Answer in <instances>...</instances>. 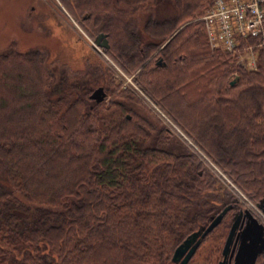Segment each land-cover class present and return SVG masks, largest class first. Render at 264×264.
I'll use <instances>...</instances> for the list:
<instances>
[{
  "label": "trees",
  "instance_id": "16d2710c",
  "mask_svg": "<svg viewBox=\"0 0 264 264\" xmlns=\"http://www.w3.org/2000/svg\"><path fill=\"white\" fill-rule=\"evenodd\" d=\"M113 1L120 65L130 73L157 52L163 64L142 67L135 80L143 75L142 87L206 158L258 201L264 47H254L256 69L211 47L196 20L211 0ZM97 72L105 77L54 71L38 50L0 52V264H177L175 247L218 211L216 173L126 104L129 90L92 100ZM228 224L224 217L212 231L217 253Z\"/></svg>",
  "mask_w": 264,
  "mask_h": 264
},
{
  "label": "rangeland",
  "instance_id": "374dc122",
  "mask_svg": "<svg viewBox=\"0 0 264 264\" xmlns=\"http://www.w3.org/2000/svg\"><path fill=\"white\" fill-rule=\"evenodd\" d=\"M206 1L204 0L202 5ZM118 8L120 9L119 5L113 0H0V52L7 50L10 46L20 52L38 50L44 56V63L58 72L62 70L70 73L102 71L105 77L97 72L95 77L100 78H95L96 82L92 87H104L105 102L116 99L115 91L129 90L134 95L130 103L120 97L118 99L133 107L137 113L159 120L166 125L172 136L176 137L190 152L199 155L202 168L216 173L218 183L216 182L214 187L218 190L212 194L211 200H217L218 204L225 202L232 205V210L225 216L229 222L234 212L247 208L264 224V210L261 204L264 196L255 202L242 192L216 164L206 158L200 146L190 137L186 129L166 112L155 96L151 95V89L147 88L150 90L148 91L142 87L143 75L139 78L140 81L135 80L134 76L138 78L136 74L142 67H152L157 57L150 62L147 60L156 52L151 53L138 69L130 70V73L120 65L121 59L117 58V44L124 42H117L120 36L118 37L119 32L114 30V28L120 29L117 24ZM203 14L196 20L201 19ZM101 28L108 29L111 33L108 39L112 48L108 50H103L94 43L96 35L102 31ZM210 46L216 45L210 44ZM243 58H249V55L244 53L240 60ZM244 60L246 63L249 59ZM254 62L257 67V62ZM157 71H168V69H157ZM106 73L113 80L115 79L113 84L109 79H105L106 76L109 77ZM183 104L185 105V102ZM3 177L0 170V181H3ZM215 200L211 202L216 204ZM227 230L228 228L224 230L221 237L218 253L214 249L218 246V241L215 232H212L213 234H208L203 240L187 264H216L221 259V249ZM260 263L261 260L257 264Z\"/></svg>",
  "mask_w": 264,
  "mask_h": 264
},
{
  "label": "built area",
  "instance_id": "2783aa9c",
  "mask_svg": "<svg viewBox=\"0 0 264 264\" xmlns=\"http://www.w3.org/2000/svg\"><path fill=\"white\" fill-rule=\"evenodd\" d=\"M202 19L210 43L230 52L246 51L254 65V46L242 43L253 38L255 46H264V0H211Z\"/></svg>",
  "mask_w": 264,
  "mask_h": 264
},
{
  "label": "water",
  "instance_id": "95a60500",
  "mask_svg": "<svg viewBox=\"0 0 264 264\" xmlns=\"http://www.w3.org/2000/svg\"><path fill=\"white\" fill-rule=\"evenodd\" d=\"M100 35L103 36V34ZM94 43L97 46L100 45L104 46L105 48L108 47L106 38L105 43H98L97 38L94 40ZM233 82L234 81H231V83ZM104 97L105 92L101 86L95 88L90 94V98L95 102H101ZM263 201L264 198L262 202ZM227 209L228 207L224 208L218 215L212 218L211 222L206 227H200L198 230L188 235L179 245H177L171 257L172 261L178 262L179 264H187L199 245L201 239L221 221ZM241 214L242 212L237 215L230 227L222 249L223 260H221L218 264H224V259L230 251L232 238ZM245 215L247 216V219L239 233L240 241L235 251L233 264H254L258 253L264 249V226L259 223L258 220L254 218L248 210H245ZM232 252H234V248L232 249Z\"/></svg>",
  "mask_w": 264,
  "mask_h": 264
},
{
  "label": "flooded vegetation",
  "instance_id": "af4514ba",
  "mask_svg": "<svg viewBox=\"0 0 264 264\" xmlns=\"http://www.w3.org/2000/svg\"><path fill=\"white\" fill-rule=\"evenodd\" d=\"M100 34H103V36L102 35H100ZM99 35V36H98ZM97 38V41H98V43H100V44H102V43H105V38L107 39V42H108V47H104V46H100L99 45V48H101V49H103V50H108L109 48H110V44H109V39H108V33L107 32H105V31H99V33L96 35V37H95V39ZM94 46V45H93ZM95 47V46H94ZM96 48V47H95ZM98 49V48H97ZM157 53V52H156ZM86 54V53H85ZM88 55H90L89 53H87ZM155 57H157L155 60H154V58ZM151 60H154L153 61V63L152 64H155V65H162L163 64V61H162V57L161 56H159V55H151V57H149L148 58V60H147V62H150ZM103 90H104V88H103ZM104 92H105V90H104ZM105 97H106V92H105ZM105 97H104V99H105ZM262 204V209L264 210V201L261 203ZM226 207H228V209L226 210V212L224 213V215H223V217H222V219H221V221L223 220V218L226 216V214L230 211V210H232V205H230V204H228V203H222V204H219V206H218V211L215 213V214H212L211 216H210V218H209V221L206 223V224H204V225H201L200 227H203V226H207L210 222H211V220H212V218H214L216 215H218L224 208H226ZM245 210H248L250 213H251V215L254 217V218H256L257 220H258V222L259 223H261V221L256 217V215L250 210V209H247V208H245V209H240V210H238V211H236V212H234L233 213V215L231 216V221L229 222V224H228V226H227V228H228V230H227V233H226V236H225V239H224V242H225V240H226V237H227V235H228V232H229V230H230V227H231V225H232V223L234 222V220L236 219V217H237V215L239 214V213H241L242 212V214H241V216H240V219H239V222H238V225H237V227H236V229H235V232H234V235H233V238H232V242H231V245H230V251H229V253L226 255V257H225V259H224V264H233L234 263V256H235V251H236V248H237V246H238V243H239V241H240V235H239V233H240V231L242 230V228H243V226H244V224H245V221H246V219H247V216L245 215ZM221 221L211 230V231H209L202 239H201V241H200V243H199V245L197 246V248H196V250H195V252L193 253V255L196 253V251H197V249L199 248V246L201 245V243L203 242V240H205V238L208 236V234L209 233H211L220 223H221ZM262 224V223H261ZM200 227H198L196 230H198ZM196 230H194L193 232H195ZM193 232H191V233H193ZM190 233V234H191ZM189 234V235H190ZM188 236V235H187ZM186 236V237H187ZM185 237V238H186ZM184 238V239H185ZM183 239V240H184ZM182 240V241H183ZM181 241V242H182ZM180 242V243H181ZM224 242H223V245H222V249H223V246H224ZM179 243V244H180ZM178 244V245H179ZM234 248V252H232V249ZM222 249H221V259H219L218 261H217V263L216 264H218L221 260H223V256H222ZM192 255V256H193ZM191 256V257H192ZM191 259V258H190ZM189 259V260H190ZM259 260H261V264H264V249L260 252V253H258V255H257V257H256V260H255V262H254V264H257L258 263V261ZM177 264H179L178 262H176ZM188 263V262H187Z\"/></svg>",
  "mask_w": 264,
  "mask_h": 264
}]
</instances>
